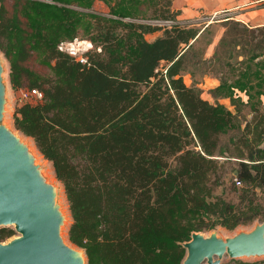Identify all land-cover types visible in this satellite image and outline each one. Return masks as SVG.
<instances>
[{
	"label": "trees",
	"instance_id": "trees-1",
	"mask_svg": "<svg viewBox=\"0 0 264 264\" xmlns=\"http://www.w3.org/2000/svg\"><path fill=\"white\" fill-rule=\"evenodd\" d=\"M104 1L106 13L96 0H0L11 83L43 92L19 101L13 123L52 162L72 214L69 238L87 264H182L194 231L264 219L253 195L238 204L216 193L223 156L239 159L246 186L264 188V25L223 20L211 57L232 73L215 92L237 101V113L252 111L230 153L221 135L240 126L237 113L184 77L196 75L190 63L204 56L197 45L213 24L183 22L173 0ZM80 36L93 42L84 62L60 47ZM14 233L1 226L0 241Z\"/></svg>",
	"mask_w": 264,
	"mask_h": 264
},
{
	"label": "water",
	"instance_id": "water-1",
	"mask_svg": "<svg viewBox=\"0 0 264 264\" xmlns=\"http://www.w3.org/2000/svg\"><path fill=\"white\" fill-rule=\"evenodd\" d=\"M0 52V227L14 225L18 235L0 241V264H87L83 248L62 234L66 215L58 200V185L36 161L30 142L4 121L7 86ZM237 172V170H236ZM182 264H218L231 258L264 256V219L251 230L222 236L194 231L183 242Z\"/></svg>",
	"mask_w": 264,
	"mask_h": 264
},
{
	"label": "rangeland",
	"instance_id": "rangeland-1",
	"mask_svg": "<svg viewBox=\"0 0 264 264\" xmlns=\"http://www.w3.org/2000/svg\"><path fill=\"white\" fill-rule=\"evenodd\" d=\"M264 4L263 0H259L257 2H252V3H247L244 4L243 6H241V9H224V10H219L217 12H213L211 13L210 11L204 10V9H199V11H196V19L193 21L190 20H186L185 22H194V24L196 26H207L208 24H213L210 26V31L209 32H204L201 40L198 42V47H201L203 49V51L200 53V55H204L201 56V58L199 59L198 56L192 57L193 62L190 63V68L195 70L196 75L193 77L191 75V73H186L185 74V81L188 84H194L196 86H199L202 88V95L211 100V101H217L219 100L220 102H223L224 104H226L227 106H229L234 112L237 113L236 108H237V101H232L230 99V97H224L221 96L220 93L215 92V83L219 82L220 76L222 74L226 75V76H230L232 73H229V69H226L227 67L225 66L224 68H220V72L216 71V66H214V60H211L212 55L215 53L216 50H208V48L211 47V41L212 40V44L214 43L213 40H215V35H217V33H219L223 28L222 25H217V23H213L216 22L217 20H222L224 17H227L229 15L232 14H239L241 13L238 10H242V14H244V12L249 15L252 14L255 16V21L257 20H261V13H262V8L261 5ZM108 5L105 3L104 0H96L95 2V9L97 11L100 12H107L109 10V8L107 7ZM256 7V8H254ZM174 8V7H173ZM175 9V8H174ZM177 10V9H176ZM237 10V11H236ZM181 12V10H179ZM180 14V13H179ZM178 14V17H179ZM245 16V15H243ZM260 16V17H259ZM194 17V16H193ZM153 22L160 24V25H164V26H169L172 21L170 20H164V19H155ZM184 22V21H183ZM258 25V24H257ZM256 26V25H254ZM158 33V32H156ZM156 33H148L147 37L148 39L152 40L156 35ZM210 41V42H209ZM93 42L89 39V37H77L72 41H67L65 42L63 45V48L65 50H69L70 52H76V55H83L82 53H84L86 51V49L90 48L92 46ZM222 50H219V53H221ZM231 50L228 51L227 55L230 53ZM234 51V50H233ZM1 52V51H0ZM2 54V52H1ZM199 55V56H200ZM3 56V64L5 66V70L3 72V76H4V81L6 83L7 86V104H6V113H5V118L4 121L7 122L11 127L15 128L14 123H13V113L16 109V106L19 104V95H20V89L15 88L10 80V65L8 60ZM206 56V57H205ZM206 58H209V60H207ZM235 61V60H234ZM254 65V64H253ZM38 66V65H37ZM41 67L43 69H47V71H49L48 68L42 67V66H38ZM235 94H238L237 90H234ZM243 91V90H242ZM244 92V91H243ZM32 101H37L35 99H33ZM240 106V105H239ZM251 109L249 106L243 107L239 113H237V119L236 124H240V126L237 125H233L231 127H229L226 132L222 133L221 135V142L230 147V153H235L236 149H237V144L235 143H231L230 141L232 139L238 140V138L240 137L241 133H242V128L243 126L246 124L247 119H249L250 117H252V113H251ZM16 129V128H15ZM17 130V129H16ZM19 131V130H17ZM20 132V131H19ZM23 137L28 140L30 142L31 148L34 151L35 155H36V161L38 163H40L43 166V170L45 175L47 176V178L56 183L58 185V200L61 203V207L63 212L66 215L65 218V222L63 224L62 227V234L65 238V240L67 242H69L70 244L75 245L69 238V234H68V229L69 226L72 222V214L69 208V203L67 200V196L63 187V184L61 183V181L57 178L54 167L52 162L45 158L44 155L40 152V150L38 149V147L36 146L34 140L29 137L26 136L25 134H23L22 132H20ZM242 146V145H241ZM222 160L224 161L222 164V167L220 168L219 171V176H220V183L217 185L216 187V193L219 195H222L223 197L227 198L230 201H233L235 203H246L248 201V199L250 197H252V195L254 197H256V200H259L262 204L261 207V212L262 215H264V188L263 187H256L255 189L250 188L249 186L245 185V182L242 181L241 184H237L236 182V175H237V167H238V158L235 156H223L221 157ZM228 158V159H227ZM238 178V177H237ZM248 190V197L244 198L243 200V196L241 194L244 193V191ZM242 196V197H241ZM262 216L258 217L255 219V221L248 223V224H241L239 225L237 228L235 229H228L225 228L221 225L215 227L213 230H209V231H204L206 234H210L213 231H217L218 234L226 237V236H230L235 234L236 232L240 231V230H251L254 225L259 222L260 220H262ZM8 226H12L13 228L14 225H8ZM19 232L15 229V233L10 237H14L16 235H18ZM8 238V239H10ZM6 239V240H8ZM76 246V245H75ZM81 248V247H80ZM239 262H246L247 264H264V256H243L240 258H231L229 255H225L221 262L218 264H238ZM204 264H209L207 261L204 262Z\"/></svg>",
	"mask_w": 264,
	"mask_h": 264
},
{
	"label": "crops",
	"instance_id": "crops-1",
	"mask_svg": "<svg viewBox=\"0 0 264 264\" xmlns=\"http://www.w3.org/2000/svg\"><path fill=\"white\" fill-rule=\"evenodd\" d=\"M259 0H173V7L177 10H181L180 14H179V19L182 21H186V20H190L193 21V19L195 20L196 18V11H199V9H204L207 11H210L211 13L213 12H217L219 10H224V9H241V6H243L244 4L247 3H252V2H257ZM264 1V0H263ZM256 8V7H254ZM262 8V13H261V20H257L255 21V16L252 14L247 15L245 12L244 14H242V10H238L241 13L239 14H232L229 15L227 17H224L222 20H217L216 22L213 23H217V25H222L223 29L217 33V35H215V40H213V44L211 43V47L208 48V50H215V47L217 45V43L219 42L221 36L223 35L225 29H226V25L223 24V20H226L229 17L241 20L245 23H247L250 26H254V25H264V4L261 5ZM237 11V10H236ZM245 15V16H243ZM194 16V17H193ZM260 17V16H259ZM156 34H161V31H159ZM158 35H156L155 37H157ZM154 37V38H155ZM153 38V39H154ZM152 39V40H153ZM220 83L217 82L215 83L214 86H217ZM238 91V94L242 96L243 99L247 100L248 99V95L246 94V92H243L239 89H236ZM264 98V96H263Z\"/></svg>",
	"mask_w": 264,
	"mask_h": 264
},
{
	"label": "built area",
	"instance_id": "built-area-1",
	"mask_svg": "<svg viewBox=\"0 0 264 264\" xmlns=\"http://www.w3.org/2000/svg\"><path fill=\"white\" fill-rule=\"evenodd\" d=\"M63 44L60 45L61 48H63V46H64ZM70 53H72V52H70ZM76 53H77V51L75 53L73 52L72 54L76 55ZM82 54H84V53H82ZM78 58L80 61H83V62L87 60V58L84 55H80V56H78ZM42 97H43V92H42V90H40L37 87H32V88L26 87V88L20 89L19 101H21V102H25V101L37 102ZM33 99H35L37 101H32ZM236 182H237V184L242 183V181L237 177H236Z\"/></svg>",
	"mask_w": 264,
	"mask_h": 264
}]
</instances>
